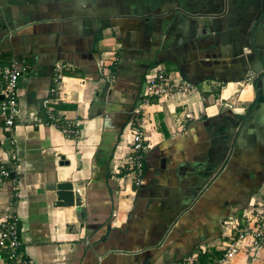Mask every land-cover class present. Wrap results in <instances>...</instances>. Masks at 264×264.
Listing matches in <instances>:
<instances>
[{
    "label": "crops",
    "instance_id": "1",
    "mask_svg": "<svg viewBox=\"0 0 264 264\" xmlns=\"http://www.w3.org/2000/svg\"><path fill=\"white\" fill-rule=\"evenodd\" d=\"M263 20L264 0H0V67L26 66L10 133L0 118V164L19 192L0 184V217L18 219L26 255L36 264H182L195 254L197 264H264V244L255 258L243 250L220 262L234 223L244 226L264 198ZM103 54L116 58L113 80L101 76ZM158 66L197 91L147 109L136 181L122 166L127 124ZM51 109L79 123L78 138L48 124ZM66 182L80 209L55 206L47 186Z\"/></svg>",
    "mask_w": 264,
    "mask_h": 264
},
{
    "label": "built area",
    "instance_id": "2",
    "mask_svg": "<svg viewBox=\"0 0 264 264\" xmlns=\"http://www.w3.org/2000/svg\"><path fill=\"white\" fill-rule=\"evenodd\" d=\"M115 56L103 54L99 59L101 76L113 80V65ZM58 69V68H57ZM26 66L17 60H9L0 67V118L5 132H11L19 115V102L17 95L18 83ZM59 72L52 79V93H55L61 82ZM196 85L191 81L170 79L159 66L151 69L144 76L143 88L138 99L131 109L127 124V136L129 138L125 163L122 166L129 173L137 177L141 176L144 169L145 154L148 149L146 131L147 109L169 99L174 94H188L196 92ZM48 124L57 128L66 138L74 139L80 135L79 123L69 119H61L55 110L51 109L47 114ZM14 158V157H13ZM9 181L14 197H19L18 181L11 176V170L0 164V184ZM234 235L229 244L223 250L220 262L232 261L241 251H248L251 258L257 254L264 244V198L258 201L253 211L245 217V225L238 222L233 225ZM0 259L6 264H36L23 250L21 228L18 219L13 215L0 217ZM182 264H197V254Z\"/></svg>",
    "mask_w": 264,
    "mask_h": 264
},
{
    "label": "water",
    "instance_id": "3",
    "mask_svg": "<svg viewBox=\"0 0 264 264\" xmlns=\"http://www.w3.org/2000/svg\"><path fill=\"white\" fill-rule=\"evenodd\" d=\"M264 21V20H263ZM264 23V22H263ZM258 83L256 86L259 88L263 86L264 83V71L259 76ZM262 92L258 90L257 92V101L260 102L262 100L261 98ZM1 99V96H0ZM234 142L231 146V149H233ZM227 163V160L223 163L225 165ZM11 176H13V173H11ZM50 190L54 191L56 194V201H55V206L59 207H75L76 209H80L82 205V200H81V194L75 188V186L70 183H58V184H49L47 186Z\"/></svg>",
    "mask_w": 264,
    "mask_h": 264
},
{
    "label": "trees",
    "instance_id": "4",
    "mask_svg": "<svg viewBox=\"0 0 264 264\" xmlns=\"http://www.w3.org/2000/svg\"><path fill=\"white\" fill-rule=\"evenodd\" d=\"M253 105H254V104H253ZM253 105H252V106H253ZM200 259H201V260H200V262H201L202 260H203L202 262H205V260H204V258H203V257H202V258H200Z\"/></svg>",
    "mask_w": 264,
    "mask_h": 264
},
{
    "label": "flooded vegetation",
    "instance_id": "5",
    "mask_svg": "<svg viewBox=\"0 0 264 264\" xmlns=\"http://www.w3.org/2000/svg\"><path fill=\"white\" fill-rule=\"evenodd\" d=\"M263 59H264V56H263Z\"/></svg>",
    "mask_w": 264,
    "mask_h": 264
},
{
    "label": "rangeland",
    "instance_id": "6",
    "mask_svg": "<svg viewBox=\"0 0 264 264\" xmlns=\"http://www.w3.org/2000/svg\"><path fill=\"white\" fill-rule=\"evenodd\" d=\"M13 177V176H12Z\"/></svg>",
    "mask_w": 264,
    "mask_h": 264
}]
</instances>
